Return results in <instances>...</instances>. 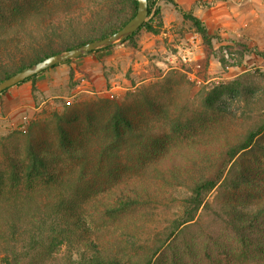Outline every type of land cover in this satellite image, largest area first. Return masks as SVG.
I'll return each instance as SVG.
<instances>
[{"label": "rangeland", "instance_id": "1", "mask_svg": "<svg viewBox=\"0 0 264 264\" xmlns=\"http://www.w3.org/2000/svg\"><path fill=\"white\" fill-rule=\"evenodd\" d=\"M27 1L0 0V14L9 16L14 6L28 8L33 0ZM42 1L46 3L45 8H52L70 0ZM77 1L78 7L88 5L85 0H74ZM98 1L105 3V0ZM149 3L152 11L144 25L152 26L153 31L144 28L133 41L57 65L39 74L34 81L3 93L0 137L24 131L34 122L55 131L58 120L68 112L79 119L67 128L65 138H80L89 129L88 113L92 114L89 119L97 121L108 117L103 102L108 99L121 101L125 105L124 115L134 125L151 121L156 134L172 140L187 138L202 143L213 137L236 139L239 133L262 124L264 112L255 113L249 121L229 122L215 108L237 112L251 99H258L264 109V0H150ZM123 7L120 18L128 23L137 11L130 1ZM186 14L205 23L213 37L212 46L205 45L193 24L185 18ZM8 21L12 22V18ZM61 53L64 52L58 54ZM13 63H7L8 68L15 70ZM95 127L89 129L94 136L104 130L100 122ZM54 131H44V143L56 134L59 139V132ZM261 145H264V134L251 152L242 153L229 165L223 161L209 164L199 160L190 166L195 176L211 174L217 186L204 196L205 202L194 221L176 233L153 264L263 263L264 257L259 252L264 251L257 248L256 236L264 238V224L254 219L257 209L264 204ZM64 168L69 169L66 165ZM131 169H135V164L126 161L124 174L133 176ZM157 169L153 177L149 171L136 169L141 204L117 215L96 216L93 219L96 231L102 229L103 234L98 233L96 237L109 245L113 239L123 240L126 253L143 254L166 240L177 220L187 218L185 212L193 211L189 203L191 183L172 175L164 166ZM111 187L97 177L96 181L81 184L77 189L82 199L85 192H90L89 206H96ZM245 202L250 206L244 211ZM234 210L246 213L235 216L231 214ZM235 220L248 223L253 220L254 225L240 235L227 224ZM246 235L249 238H244ZM125 242L130 245L125 246ZM68 255L78 258L65 247L61 253L50 257L41 254L20 264H63V258Z\"/></svg>", "mask_w": 264, "mask_h": 264}, {"label": "trees", "instance_id": "2", "mask_svg": "<svg viewBox=\"0 0 264 264\" xmlns=\"http://www.w3.org/2000/svg\"><path fill=\"white\" fill-rule=\"evenodd\" d=\"M85 1L88 2L85 7H78V1L70 0L61 6L45 8L46 3L42 0H33L28 8L14 6L9 16L0 14V83L50 56L110 36L127 24L120 18L124 3L130 1L136 11L138 7L134 0H105L104 4L98 0ZM151 11L149 3V15ZM11 18L12 22L8 21ZM185 18L193 24L205 45L212 46L213 37L205 23L192 14H186ZM144 28L154 30L146 24L122 43L133 41ZM109 49L112 47L104 50ZM262 56L264 58V54ZM10 61L14 62L15 70L8 68ZM37 76L18 85L34 81ZM103 102L108 117L103 116L98 121L94 118V121L89 119L92 114L88 113L86 120L89 129L96 128L99 122L104 127L96 136L87 129L80 138L66 139L67 128L74 126L79 119L67 112L62 120L56 115L55 131L34 122L24 131L17 130L0 137V264H20L41 254L50 257L61 253L65 247L78 258L68 255L63 258V264H153L176 233L194 221L205 202L204 196L217 186V180L211 174L195 176L190 166L198 164L199 160H206L209 164L223 161L229 165L242 153L251 152L264 134L263 122L244 134L239 133L236 139L213 137L202 143L187 138L172 140L156 134L151 121L141 126L131 123L124 115L125 105L121 101L108 99ZM261 104L260 100L251 99L237 112L228 108H215V112L229 122L235 119L249 121L255 113L264 112ZM150 109L155 114L152 105ZM46 130L59 132V139L56 134L54 139L44 143ZM259 150L264 152V145L259 146ZM126 161L135 164V169H131L133 176L124 174ZM65 165L69 169H65ZM161 166L191 183L189 203L193 211L185 212L187 218L177 220L167 239L143 254L126 253L123 240L113 239L109 245L96 237L102 230L98 228L99 232L96 231L93 220L96 216L117 215L126 208L141 204L136 169L149 171L153 177ZM97 177L113 187L106 197L97 201L96 206H89L90 192H85L82 199L77 188L81 184L89 185ZM165 179L164 176L163 181ZM249 206L245 202L244 211ZM257 210L254 219L264 224V218H261L264 217V204ZM224 213L230 215L228 211ZM244 213L234 210L231 214L240 216ZM253 220L250 223L228 221L227 224L242 235L247 227H253ZM248 235L252 237V234ZM248 235L244 238H249ZM256 238L259 239L257 248L264 251V238ZM127 245L130 244L125 242ZM259 253L264 257V252Z\"/></svg>", "mask_w": 264, "mask_h": 264}, {"label": "water", "instance_id": "3", "mask_svg": "<svg viewBox=\"0 0 264 264\" xmlns=\"http://www.w3.org/2000/svg\"><path fill=\"white\" fill-rule=\"evenodd\" d=\"M137 2L136 15L119 31L107 36L103 39L96 40L80 46L78 48L69 50L67 52L50 56L49 58L29 67L23 71H20L12 77L4 80L0 83V94L4 91L24 82L25 80L39 75L46 70L53 68L57 65L63 64L70 60L78 59L91 52H95L101 49L113 47L118 43L125 41L134 35L149 17V1L148 0H135Z\"/></svg>", "mask_w": 264, "mask_h": 264}]
</instances>
